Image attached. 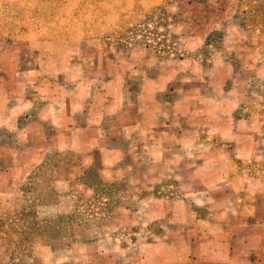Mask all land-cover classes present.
Wrapping results in <instances>:
<instances>
[{
	"label": "crops",
	"instance_id": "obj_1",
	"mask_svg": "<svg viewBox=\"0 0 264 264\" xmlns=\"http://www.w3.org/2000/svg\"><path fill=\"white\" fill-rule=\"evenodd\" d=\"M239 27L235 100L182 118L0 42V264H264V25Z\"/></svg>",
	"mask_w": 264,
	"mask_h": 264
},
{
	"label": "rangeland",
	"instance_id": "obj_2",
	"mask_svg": "<svg viewBox=\"0 0 264 264\" xmlns=\"http://www.w3.org/2000/svg\"><path fill=\"white\" fill-rule=\"evenodd\" d=\"M239 25H264V0H0L4 50L29 49L83 84L106 77L118 98L169 96L176 118L187 116L184 96L235 100L239 37L248 36Z\"/></svg>",
	"mask_w": 264,
	"mask_h": 264
}]
</instances>
